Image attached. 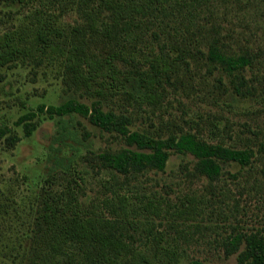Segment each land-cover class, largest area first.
Listing matches in <instances>:
<instances>
[{"label": "rangeland", "instance_id": "rangeland-1", "mask_svg": "<svg viewBox=\"0 0 264 264\" xmlns=\"http://www.w3.org/2000/svg\"><path fill=\"white\" fill-rule=\"evenodd\" d=\"M35 8L39 6L0 2V34ZM51 12L64 26L82 24L74 8ZM105 13L101 17H107ZM127 29L135 36L127 44L115 33L110 38L82 36L100 56L116 51L138 56L139 62L116 57L120 70L134 73L127 89L138 87L134 71L148 69L145 57L163 55L170 64L169 77L157 83L159 98L154 103L114 96L102 101L103 110L129 117L130 131L156 139L192 134L209 144L252 151L250 164L220 162V174L209 179L197 172L193 156L171 151L162 171L115 174L96 157L128 148L123 137L75 114L63 118L64 129H58V119L38 115L32 120L35 130L25 136L17 121L39 105L58 106L69 99L90 105L97 98L67 86L58 67L38 59L17 62L0 70V264H26L42 225L44 200L56 206L51 200L71 179L78 183V188L70 186L83 206L106 197L104 182L113 183V177L135 207L142 208L148 200L160 204L159 217L138 210L139 218H149L150 224L119 230L131 253L147 255L150 264H166L165 249L176 250L173 264H236L237 255L226 256L223 243L238 233L264 234V0H211L194 17L171 8L153 9L133 19ZM211 46L226 56L249 57L251 63L229 76L206 60ZM58 131L69 135L67 144L54 141ZM6 138L15 143L7 144ZM58 160L68 165L66 173ZM191 200L194 212L181 217L182 205ZM72 250L73 264H81Z\"/></svg>", "mask_w": 264, "mask_h": 264}, {"label": "trees", "instance_id": "trees-1", "mask_svg": "<svg viewBox=\"0 0 264 264\" xmlns=\"http://www.w3.org/2000/svg\"><path fill=\"white\" fill-rule=\"evenodd\" d=\"M209 1L0 0L6 5L39 6L24 15L13 29L0 34V70L26 59H38L46 66L60 68L67 86L84 89L97 98L90 105L75 99H69L58 106L39 105L17 121L22 124L25 136H30L35 130L32 120L38 115L46 114L50 119H58V129H64L63 118L75 114L104 132L123 137L128 148L96 157L104 168L115 174L127 175L150 169L162 171L171 151L193 156L197 160V172L209 179L220 174V162L248 166L253 157L252 151L209 144L192 134L156 139L130 131L129 117L104 111L102 101L114 96H124L136 104L154 103L159 98L157 83L169 77L170 64L163 55H155L152 59L145 57L143 61L148 64V69L134 71L137 73L138 87L127 89V83L132 80L131 74L134 73L120 70L115 63L116 57L139 62L138 56L127 55L122 51L100 56L91 50L85 40L86 36H82L89 34L110 38L115 33L119 34L121 42L127 44L135 39L127 27L136 17H144L153 9L166 11L169 8L194 17L199 8ZM69 8H74L79 14L81 25L64 26L59 23L57 15L51 12L57 10L61 14ZM103 12L107 13L104 15L107 17H101ZM206 60L219 65L229 76H234L251 63L249 57L226 56L213 46L207 50ZM3 136L4 131L0 130V139ZM69 138L64 131H58L54 141L67 144ZM5 142L13 145L15 140L6 138ZM56 163L64 173L68 171V165L60 160ZM111 181L113 183L105 181L107 185L103 184L108 191L107 196L86 206L80 204L78 193L70 186L74 183L78 188L74 179L69 180L68 187L51 200L52 203L58 202L56 206H52L46 198L43 202L45 214L42 225L38 227L33 245L25 257L26 264H73L75 251L72 249L81 257V264H150L147 255L136 256L131 253L130 247L122 241L119 230L126 228V225L136 228L150 224V217H159L162 213L160 204L148 200L142 208L135 207L130 197L120 192L122 187L116 177ZM182 206L184 209L179 211L181 217L194 212L193 200ZM142 209L149 218H139L138 210ZM149 235L153 242L157 241L151 232ZM175 252V249L164 250L166 264L174 263ZM223 252L226 256L236 254V264H264V234L252 232L231 235L223 243ZM187 264L204 263L192 260Z\"/></svg>", "mask_w": 264, "mask_h": 264}]
</instances>
